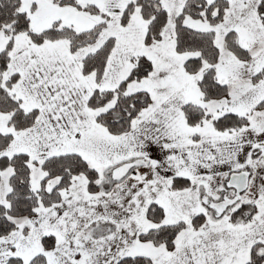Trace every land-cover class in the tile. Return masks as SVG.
Here are the masks:
<instances>
[{
    "label": "snow or ice",
    "instance_id": "snow-or-ice-1",
    "mask_svg": "<svg viewBox=\"0 0 264 264\" xmlns=\"http://www.w3.org/2000/svg\"><path fill=\"white\" fill-rule=\"evenodd\" d=\"M0 264H264V0H0Z\"/></svg>",
    "mask_w": 264,
    "mask_h": 264
}]
</instances>
